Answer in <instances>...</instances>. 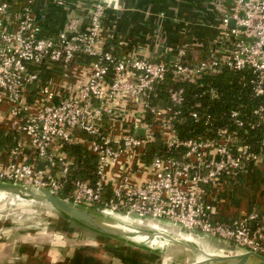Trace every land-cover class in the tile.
I'll use <instances>...</instances> for the list:
<instances>
[{
    "label": "built area",
    "instance_id": "1",
    "mask_svg": "<svg viewBox=\"0 0 264 264\" xmlns=\"http://www.w3.org/2000/svg\"><path fill=\"white\" fill-rule=\"evenodd\" d=\"M212 6L218 12L219 36L207 54L188 59L187 51L180 49L176 60L166 62L105 52L101 41L105 12L119 10L120 0H99L87 26L73 17L53 36L44 35L35 0H0V120L7 105V114L14 120L10 128L21 134L7 165L0 164V181L49 190L65 201L134 220L166 222L264 256V212L216 223L208 201L209 194L222 193L252 166L264 168V136L248 143L237 131L247 128L248 134L264 129V0H214ZM79 57L95 59L83 85L64 94L51 79L29 102L39 68L58 65L69 77ZM225 70L242 73L243 86L260 99L250 120L233 111L231 124L218 129L213 138L180 142L174 130L178 115L174 108L184 102V89H170L172 107L156 110L151 105L156 86L168 76L176 83H197ZM119 101L140 104L141 119L128 115L123 121L130 124L123 129L126 132L106 135L103 128L117 127ZM148 112L152 124L144 122ZM192 117L200 120L197 112ZM82 134L89 139L82 140ZM157 135L167 149L183 147L185 154L146 164L143 153ZM27 143L45 167L17 161ZM79 143L97 158L93 182L70 179L74 163L65 147ZM124 155L129 163H123ZM118 164L121 171L111 178ZM108 186L109 199L105 197Z\"/></svg>",
    "mask_w": 264,
    "mask_h": 264
},
{
    "label": "crops",
    "instance_id": "2",
    "mask_svg": "<svg viewBox=\"0 0 264 264\" xmlns=\"http://www.w3.org/2000/svg\"><path fill=\"white\" fill-rule=\"evenodd\" d=\"M98 1L59 0L52 3L51 0H35L36 14L44 35H57L73 17L87 26L93 6ZM213 3L214 0H121L119 11L108 9L105 12L101 36L103 49L109 46L107 48L117 57L135 54L166 62L176 60L180 49H184L185 53L187 51L188 59L202 57L219 36L218 12ZM183 61L186 62V55ZM89 74L90 64L86 65L83 57H79L73 63L69 77L61 73L52 80L55 89L65 94L83 85ZM118 104L117 127L103 128L106 135L111 133L118 136L126 132L130 124L123 121L128 115L134 120L135 117L141 119L143 108L137 102L119 101ZM7 111V105L3 106L0 120V164L3 166L7 165L10 151L16 148L17 140L21 137L20 133L11 130L10 124L14 120ZM126 127L128 129L123 130ZM80 138L87 141L89 136L82 134ZM24 147L17 161L33 163L37 168L45 167L44 163L38 161L29 143ZM122 161L129 163L127 155L123 156ZM120 171L118 164L113 168L111 178ZM208 201L213 204L216 223L230 222L255 211L264 212V168L252 166L236 181L231 180L222 193L209 194ZM136 250L143 251L139 248ZM52 254L58 255L56 252Z\"/></svg>",
    "mask_w": 264,
    "mask_h": 264
},
{
    "label": "rangeland",
    "instance_id": "3",
    "mask_svg": "<svg viewBox=\"0 0 264 264\" xmlns=\"http://www.w3.org/2000/svg\"><path fill=\"white\" fill-rule=\"evenodd\" d=\"M0 208V264H160L155 263L152 255L175 256L165 264H190L193 258L201 257L199 250L236 252L233 244L201 234L190 242L185 241L190 245L188 248L173 245L151 251L132 241L89 231L45 204L7 196L0 199ZM137 247L150 251L136 252ZM53 252L58 255L54 256ZM149 255L150 260L146 259Z\"/></svg>",
    "mask_w": 264,
    "mask_h": 264
},
{
    "label": "trees",
    "instance_id": "4",
    "mask_svg": "<svg viewBox=\"0 0 264 264\" xmlns=\"http://www.w3.org/2000/svg\"><path fill=\"white\" fill-rule=\"evenodd\" d=\"M109 47V46H107ZM106 47L105 52H112ZM86 65L95 61L94 58L83 57ZM62 73L58 65L47 64L39 68V80L32 87L29 102L33 103L38 89L47 84L49 80ZM242 73H234L225 70L217 76H205L197 83H176L171 76L158 84L153 94L151 105L156 110L172 107L170 100V89H184V102L181 106L174 108L178 115L174 121V130L180 142L190 139L213 138L218 129L230 125V114L239 111L245 121H249L254 108L260 99L254 97L251 90L245 88L241 82ZM216 93L213 96L212 92ZM165 108V109H166ZM197 112L200 120L196 121L192 114ZM144 122L154 123L152 115L148 112ZM233 129L236 127H232ZM247 129V128H246ZM246 129H238L239 136L248 143H256L264 136V129H255L246 134ZM68 157L73 160L70 179L91 181L96 178L97 158L81 144L65 147ZM186 149L183 147L167 149L160 135L156 140L146 146L142 159L146 164L155 158L173 157L181 158ZM105 197H111L110 187H106Z\"/></svg>",
    "mask_w": 264,
    "mask_h": 264
},
{
    "label": "water",
    "instance_id": "5",
    "mask_svg": "<svg viewBox=\"0 0 264 264\" xmlns=\"http://www.w3.org/2000/svg\"><path fill=\"white\" fill-rule=\"evenodd\" d=\"M231 27H234L233 22L231 23ZM141 134H143V131ZM0 193H3L4 197L13 196L23 202L48 205L64 218L89 231L102 236L112 237L116 240L132 241L140 246L147 247L151 251L168 249L173 245L188 248L190 245L185 242H190L188 237L194 238L200 235L197 232L176 227L166 222L151 219L134 220L124 214H111L97 208H86L58 198L49 190L36 191L23 185L0 181ZM114 226H119L130 231L117 229ZM172 231L178 233L179 236ZM137 236H145V239H138L136 238ZM233 246L236 252L227 255H213L199 250L202 258L190 264H264V256L248 252L235 245ZM139 249L145 252L150 251L142 248Z\"/></svg>",
    "mask_w": 264,
    "mask_h": 264
},
{
    "label": "bare ground",
    "instance_id": "6",
    "mask_svg": "<svg viewBox=\"0 0 264 264\" xmlns=\"http://www.w3.org/2000/svg\"><path fill=\"white\" fill-rule=\"evenodd\" d=\"M5 195L3 194V193H0V199L2 198V197H4ZM2 207V206H1ZM1 209V208H0ZM41 211V210H40ZM33 214V213H32ZM36 215H38V214H36ZM115 228H117V229H122V230H125V231H127V232H129L130 230H127V229H124V228H122V227H119V226H114ZM174 234H176L177 236H179V234L178 233H176L175 231H172ZM136 238H138V239H145V236L143 237H140V236H137ZM188 240L189 241H191L192 240V237H188ZM156 241V240H155ZM156 243V242H155ZM139 251V250H138ZM137 252V251H136ZM208 253V252H207ZM235 253V252H234ZM208 254H217V255H227V254H225L223 251H221V252H218V253H208ZM230 254H233V253H230ZM144 257H146V256H140V258H144ZM150 258H151V256L149 255V256H147L146 257V259H149L150 260ZM175 258V256L174 255H171V256H165V257H159V255H152V259L153 260H155V263L157 262V263H159V262H161V263H167V262H169V261H171L172 259H174ZM182 258V257H181ZM201 257H197V258H193V262H196V261H198V259H200ZM159 261V262H158ZM192 262V263H193ZM160 263V264H161ZM135 264H140V263H135Z\"/></svg>",
    "mask_w": 264,
    "mask_h": 264
}]
</instances>
